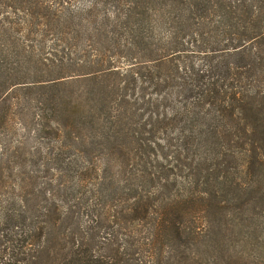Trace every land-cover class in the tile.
I'll return each instance as SVG.
<instances>
[{
  "label": "trees",
  "instance_id": "obj_1",
  "mask_svg": "<svg viewBox=\"0 0 264 264\" xmlns=\"http://www.w3.org/2000/svg\"><path fill=\"white\" fill-rule=\"evenodd\" d=\"M70 1L0 0V264H264V0ZM111 2L113 20L100 9ZM150 9L171 46L188 49L147 72L167 92L141 90L136 105L102 58L117 45L105 32L146 29ZM85 23L103 70L65 41L37 60L13 35L80 40ZM23 72L41 80L21 82ZM87 80L68 101L63 89L43 94L40 113L26 94L27 107L15 102L36 84ZM15 119L30 135L19 139Z\"/></svg>",
  "mask_w": 264,
  "mask_h": 264
},
{
  "label": "rangeland",
  "instance_id": "obj_2",
  "mask_svg": "<svg viewBox=\"0 0 264 264\" xmlns=\"http://www.w3.org/2000/svg\"><path fill=\"white\" fill-rule=\"evenodd\" d=\"M89 1L90 0H71L70 2L72 3V8H75V10H82L90 4ZM130 1L135 2V0H126L125 5L127 6V4H130ZM100 9H102L101 15H108L109 17H111V20L116 18L115 15L113 16V14H116L117 11V8H114V3L111 2L108 6H106V8L104 6ZM148 13L151 15L153 22L148 25L146 29L141 28L140 32L136 29H128L125 25H117L114 23H109L107 31L105 32L108 36L107 41L116 42L117 45L115 47L116 49L114 50L115 54L111 52L108 53L106 56H102V58H104L106 62L113 63L117 67L116 70L121 71V78H116L115 81L117 84H119L122 91L129 95L128 99L130 101L136 102V105L137 96L141 93V90H145L149 96L154 97L159 94H165L167 92V88H164L161 86V84L159 85L154 82L152 76L145 75H147V72H154L155 77L161 75L162 73H164V68L169 64L168 62H157H159L160 60L167 61L171 59L176 62L180 61L183 59V56H185L182 55L183 51L187 48L186 46L176 47L173 44L171 46L170 36H172V31L169 28V25H157V13L153 9H150ZM85 24L87 25L89 31H87L85 37L80 40L72 39L70 38V36L63 34V32H61L60 30H49L48 32L42 31V29L44 28H41V30L34 29L31 31L26 30L23 32H15V34L13 35L16 37L17 41L20 44L31 47V49L36 54L37 60H40L44 57V55H40V52H42V47L49 45L53 46L54 44H61L63 43V41H65L75 44L73 46L75 58H82L84 60H94L95 63L91 64V66H93V69H95V71L103 70L104 68L98 66L96 63L101 58L96 57L100 56V46L94 44L93 41L87 40L89 35L92 33V29L87 23ZM188 40L189 39L186 38V41ZM174 48L177 49L175 50ZM42 62L43 61H41V63ZM193 62L196 68H205L206 61L202 58V56H195L193 58ZM161 68L163 69L161 70ZM139 70L142 71L141 73H139L137 81V72ZM93 71L94 70H90L89 72ZM131 71H133L134 76H129V74H132ZM81 72L86 73L88 71L86 70ZM81 72H78V74H80ZM133 77L135 78V80L133 79ZM18 79L22 80L21 82L27 83H32L41 80L40 75L36 73L32 74L29 72L21 73ZM45 84L46 88L44 89L36 84V86H31L32 88H26L23 91H19L14 94V97H16L15 102L20 100L19 97L22 98V106L19 109L28 106L27 99L24 94L28 95L30 101L29 105L31 106V108L33 110L34 108H37L36 110L40 113L41 110L39 109V107H42L40 98L41 96H43V94L53 95L54 92H58L63 89L66 92L64 100L68 101L71 98L70 95H74L75 97L78 94H81V96L82 94L86 95L85 90H87L88 88H92L91 80L84 81L81 84H68L65 87L57 89H52L51 87H49L48 83ZM64 105L65 103L63 102V106ZM34 114H37L36 111H34ZM30 116L32 117V114ZM14 122L17 126L16 130L18 131L19 139H21L22 136L30 135L29 129L31 128L24 119H22V121L19 119H15ZM95 161H99V159L96 158ZM121 170H123L122 166L115 163V165L113 164V166L111 167L110 172L119 174ZM132 193L133 191L124 194L123 197L125 198V195L129 197Z\"/></svg>",
  "mask_w": 264,
  "mask_h": 264
}]
</instances>
